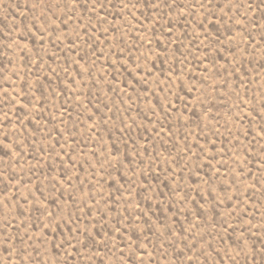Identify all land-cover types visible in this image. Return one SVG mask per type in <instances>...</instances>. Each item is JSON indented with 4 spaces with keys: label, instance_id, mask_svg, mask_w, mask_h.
<instances>
[{
    "label": "rangeland",
    "instance_id": "obj_1",
    "mask_svg": "<svg viewBox=\"0 0 264 264\" xmlns=\"http://www.w3.org/2000/svg\"><path fill=\"white\" fill-rule=\"evenodd\" d=\"M102 2L0 0V264H264V0Z\"/></svg>",
    "mask_w": 264,
    "mask_h": 264
},
{
    "label": "snow or ice",
    "instance_id": "obj_2",
    "mask_svg": "<svg viewBox=\"0 0 264 264\" xmlns=\"http://www.w3.org/2000/svg\"><path fill=\"white\" fill-rule=\"evenodd\" d=\"M74 2L77 3V4H79V3H81V0H74ZM85 2H87V0H85ZM108 2L111 3V0H108ZM146 2L150 3L151 0H146ZM230 2H231V0H230ZM93 3H99L101 7L104 6L102 0H93ZM161 3H163L165 7H170V5H168V4L166 3V0H158L157 3L152 4L151 6H152V7H160V4H161ZM198 3H199V0H198ZM199 6L203 7L204 5H203L202 3H200ZM132 7H136V5L133 4ZM93 10H94V9H93ZM262 130H264V129H262ZM186 198H187V197H185V199H186ZM78 242H79V241H78Z\"/></svg>",
    "mask_w": 264,
    "mask_h": 264
}]
</instances>
